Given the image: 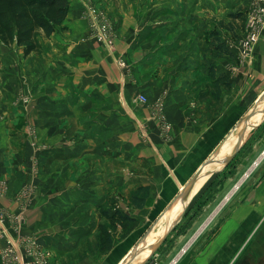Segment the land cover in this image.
I'll use <instances>...</instances> for the list:
<instances>
[{"label": "crops", "instance_id": "0c3cea01", "mask_svg": "<svg viewBox=\"0 0 264 264\" xmlns=\"http://www.w3.org/2000/svg\"><path fill=\"white\" fill-rule=\"evenodd\" d=\"M93 1L96 9L114 13L106 0ZM68 3L64 22L40 40L39 55L0 52V173L9 186L0 209L14 211L17 192L33 185L22 232L35 235L51 251V264H125L138 248L131 249L142 224L155 220L214 158L198 194H189L188 206L202 192L220 188L225 176L222 189L243 169L246 175L221 201L218 230L197 262L241 264L252 258L264 264V29L243 55L241 32L215 27L199 49L164 69L155 59L158 49L153 55L149 48L158 43L134 36L128 24L117 27L114 60L90 37L83 18L92 0ZM18 93L29 102L12 107ZM157 103L170 126L168 141L161 137ZM242 131L234 157L210 172L232 156ZM234 164L235 174L227 175ZM101 209L137 224L126 237L117 226L106 254L83 245L97 235ZM190 260L185 257L181 264Z\"/></svg>", "mask_w": 264, "mask_h": 264}, {"label": "rangeland", "instance_id": "374dc122", "mask_svg": "<svg viewBox=\"0 0 264 264\" xmlns=\"http://www.w3.org/2000/svg\"><path fill=\"white\" fill-rule=\"evenodd\" d=\"M250 1L251 0H106L105 3L114 8V13L113 11L111 12L114 15L111 13L108 15L102 9L97 8L96 10L100 15L105 17V21L110 25L113 33L115 52V44L118 35L117 27L119 28V25L121 27L122 24H128L132 27L135 34L134 36L151 38L156 41L155 43H158V45L152 44L149 48L152 49L153 55L154 50L158 49L159 56H156L155 59L158 61L160 60V62L163 63H161V65L164 69H169L174 67L175 64L181 62L187 52H193L194 50L199 49L200 47L198 43L200 40L211 39V36H209L208 33L210 34L212 32L211 30L215 29V27L221 29L226 25H230L233 28H238L240 22L233 21L229 15L246 11L247 5ZM92 2L94 4L93 0ZM92 6L95 7L96 5L94 4ZM125 15L131 18L130 22L125 19ZM42 38L43 37L38 36L39 43ZM40 49L41 46L35 53L39 55L41 52ZM16 51L17 48L14 45L6 47L0 43V52H3L6 56L15 54ZM23 100L26 102H23ZM28 102L29 98L26 95L18 93L12 99L11 106H24ZM2 117L3 115L0 116V118ZM27 133L29 135L28 129ZM32 139L34 140L35 136ZM236 164L231 165L225 173L227 175L235 174ZM221 168L222 164L217 169H214V167L211 166L210 172L216 173ZM203 172V176L200 177L202 175L201 172L200 176L195 181V183H198L197 188L194 190V183L192 189L189 188L186 194L179 197L177 200L179 201L178 207L175 210L171 209L167 217L166 215L163 217L160 213V215H158V217L161 216L159 221H156L158 219L157 217L155 220L147 221L142 224L138 233H136V236L138 237L135 239V245L131 249L138 246L136 252L145 254L151 250L158 238L161 237H158V235L165 230L168 221L175 220L177 215L182 212L189 199V194L192 193L194 196L201 189L203 183L208 179L209 174L206 172V168ZM244 175H246V171L243 169V171L235 177L232 183H229L224 189H222V182L226 181L225 176L222 179L223 181L221 180L219 182L220 188L213 187L204 194H202V192V195L195 196L196 198L193 199L186 208L181 215L182 217L180 220L171 228V231L160 247L145 264H181L185 257H190L191 260L189 264H198L197 261L200 259L201 255L202 257L205 256L203 255V252L206 251L204 249H207L206 246L209 247V241L213 235H215V231L220 224V222H216L215 219L216 214L220 212L219 210L222 208L220 206L221 201L226 194L230 192V189L235 186L236 182L241 180ZM0 179L7 185L8 190L6 196L3 197V199H6L9 192V186L1 173ZM19 191L16 195H18ZM99 223L104 224L102 220ZM143 234H145V241L142 245H138V241ZM97 235L90 240H85L83 243L84 247L89 248V250L92 249L95 245ZM201 244L203 245V250L199 248ZM244 255L245 256H240L241 259L244 257L246 261L248 258L246 254ZM145 260L146 255L142 256L141 259H138V262L132 261L131 264H142ZM258 262L261 261H253L252 258H250L247 263H240L258 264Z\"/></svg>", "mask_w": 264, "mask_h": 264}, {"label": "built area", "instance_id": "2783aa9c", "mask_svg": "<svg viewBox=\"0 0 264 264\" xmlns=\"http://www.w3.org/2000/svg\"><path fill=\"white\" fill-rule=\"evenodd\" d=\"M83 18L89 22L90 37H92L106 53L115 58L113 33L105 17L100 15L96 8L86 4ZM264 29V0H251L246 9V22L239 38L242 54L248 55L258 41ZM139 102L146 103L143 96L138 97ZM23 102H26L23 100ZM155 113L161 121V137L168 141L170 126L163 116V107L160 103L155 105ZM30 136H35V131L28 128ZM38 166L35 160L31 162V174L36 176ZM7 185L0 179V199L6 196ZM35 194L33 185L22 187L15 197V210L10 208L0 209V239L3 246L0 249V264H51L52 253L39 243L35 235L22 232L25 223V213Z\"/></svg>", "mask_w": 264, "mask_h": 264}, {"label": "trees", "instance_id": "16d2710c", "mask_svg": "<svg viewBox=\"0 0 264 264\" xmlns=\"http://www.w3.org/2000/svg\"><path fill=\"white\" fill-rule=\"evenodd\" d=\"M68 0H0V43L6 47L15 46L24 56L36 52L40 48L38 36L48 38L67 17ZM233 21L240 22L238 28L226 25L223 28L229 32L244 30L246 11L230 14ZM222 45L216 49L221 50ZM216 82H223L217 79ZM143 202V199H140ZM99 218L104 224H98L94 250L106 254L112 248L111 232L117 226L124 230L126 237L135 227L136 222L119 212L112 215L106 210L99 211Z\"/></svg>", "mask_w": 264, "mask_h": 264}, {"label": "water", "instance_id": "95a60500", "mask_svg": "<svg viewBox=\"0 0 264 264\" xmlns=\"http://www.w3.org/2000/svg\"><path fill=\"white\" fill-rule=\"evenodd\" d=\"M262 114L264 115V109L262 110ZM241 138H242V133H241V136H240V140H241ZM239 147L240 146H238L237 147V149H236V151L232 154V156L228 159V160H226V161H224L223 162V164H222V166H225L233 157H234V155L236 154V152L238 151V149H239ZM202 169V168H201ZM201 169L193 176V177H191V179L186 183V185L183 187V189H181V191H180V193L167 205V207L163 210V212L161 213L162 214V216L164 217L165 216V214L167 213V211L168 210H170L171 208H172V206H173V204L176 202V200L179 198V197H181V196H183L184 194H186V192H187V190L189 189V188H191L192 186H193V183H194V181H195V179H197L198 178V176L200 175V173H201ZM182 217V216H181ZM180 217V218H181ZM180 218L174 223V224H172L170 227H167L166 228V231H165V233L163 234V236L161 237V239L154 245V246H152V248H151V252H150V255H149V257L142 263V264H145L146 262H147V260L152 256V255H154V253L157 251V249L160 247V245L162 244V242L164 241V239L167 237V235L169 234V232L171 231V228L173 227V226H175L176 224H177V222L180 220ZM145 234H143L142 235V237L139 239V241H138V245H142L143 243H144V241H145ZM125 264H131V263H128V262H126Z\"/></svg>", "mask_w": 264, "mask_h": 264}, {"label": "bare ground", "instance_id": "6f19581e", "mask_svg": "<svg viewBox=\"0 0 264 264\" xmlns=\"http://www.w3.org/2000/svg\"><path fill=\"white\" fill-rule=\"evenodd\" d=\"M258 108H259V106H258ZM261 112H262V111H261ZM261 112H260V113H261ZM260 113H259V114H260ZM260 115H261V114H260ZM261 116H263V114H262ZM257 117H258V116H257ZM254 123H255V122H254ZM254 123H252V125H253ZM252 125H251V126H252ZM244 131L247 132V129H245ZM244 131H242L241 133L243 134ZM246 132H245V133H246ZM241 133L239 134V136H237L238 139H237V141L235 142V144L233 145V147L231 148V151L234 150V152H235L236 149H237V147L240 146V144H241V140H240V135H241ZM234 152H233V153H234ZM215 160H216V159L213 158V159H211L210 161H208V163H206V164L202 167L201 172H202V171L208 166L209 163L211 164V163L214 162ZM220 166H221V163H220ZM203 174H204V172H203ZM199 176H200V175H199ZM199 176H198V177H199ZM200 177H202V175H201ZM197 179H198V178H197ZM197 179H195V181H196ZM195 181H194V183H195ZM194 183H193V184H194ZM197 186H198V184L196 185V188H197ZM191 189H192V187H191ZM191 197H192V196H191ZM189 200H190V199H189ZM188 202H189V201H188ZM174 204H175V203H174ZM174 204H173V206H174ZM173 206H172V207H173ZM187 207H188V203L185 204V206H184L182 212L179 213V215H177V217L175 218V220H173V221H172V220L168 221L167 226H165L164 233H165L167 227H170L172 224H174V223H175V222L181 217V215L184 213V211L186 210ZM171 209H172V208H171ZM171 209H170V210H171ZM170 210H168L167 213L165 214L166 217L168 216V213L170 212ZM167 220H168V219H167ZM164 233H163V234H164ZM162 236H163V235H162ZM162 236H161V237H162ZM161 237H159L158 240H160ZM158 240H157V242H158ZM157 242H156V243H157ZM156 243H155V244H156ZM150 252H151V250H150L148 253H146V254H145V253L134 252V253H133V256H132L131 254L128 256L126 262L131 263L132 261H134L135 258H140V257H142V256H144V255H146V259H147V258L149 257V255H150ZM126 262H125V263H126Z\"/></svg>", "mask_w": 264, "mask_h": 264}]
</instances>
